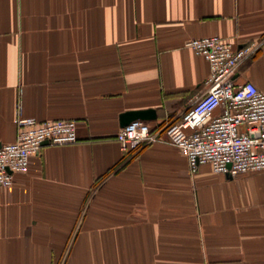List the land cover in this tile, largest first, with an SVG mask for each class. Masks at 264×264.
I'll return each mask as SVG.
<instances>
[{
  "label": "crops",
  "instance_id": "obj_1",
  "mask_svg": "<svg viewBox=\"0 0 264 264\" xmlns=\"http://www.w3.org/2000/svg\"><path fill=\"white\" fill-rule=\"evenodd\" d=\"M205 37L256 44L235 80L264 94V0H0V147L19 115L77 124L0 188V264H264V171L116 141L122 114L157 131L206 91Z\"/></svg>",
  "mask_w": 264,
  "mask_h": 264
},
{
  "label": "built area",
  "instance_id": "obj_2",
  "mask_svg": "<svg viewBox=\"0 0 264 264\" xmlns=\"http://www.w3.org/2000/svg\"><path fill=\"white\" fill-rule=\"evenodd\" d=\"M186 48L209 65L206 91L196 97L179 120L155 131L142 121L131 122L116 136L123 153L157 141L160 133L187 159L194 173L209 165L216 175L238 177L264 171V94L250 82L237 84L239 68L257 50L249 43L234 49L219 37L188 42ZM16 137L0 147V188H9L16 174L25 173L29 158L44 143L68 146L77 143L74 121L39 123L18 116Z\"/></svg>",
  "mask_w": 264,
  "mask_h": 264
},
{
  "label": "water",
  "instance_id": "obj_3",
  "mask_svg": "<svg viewBox=\"0 0 264 264\" xmlns=\"http://www.w3.org/2000/svg\"><path fill=\"white\" fill-rule=\"evenodd\" d=\"M156 119V114L152 110L133 111L122 114L120 117V127L124 128L134 121L148 122ZM46 143H44L45 145Z\"/></svg>",
  "mask_w": 264,
  "mask_h": 264
}]
</instances>
